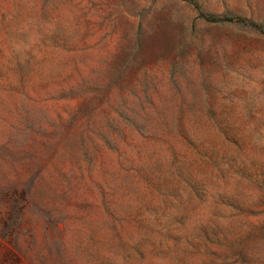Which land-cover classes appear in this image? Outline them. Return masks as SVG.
<instances>
[{"label":"rangeland","instance_id":"rangeland-1","mask_svg":"<svg viewBox=\"0 0 264 264\" xmlns=\"http://www.w3.org/2000/svg\"><path fill=\"white\" fill-rule=\"evenodd\" d=\"M264 0H0V264H264Z\"/></svg>","mask_w":264,"mask_h":264},{"label":"trees","instance_id":"trees-1","mask_svg":"<svg viewBox=\"0 0 264 264\" xmlns=\"http://www.w3.org/2000/svg\"><path fill=\"white\" fill-rule=\"evenodd\" d=\"M204 18L207 21L211 22H217V21H230V22H238V23H243L249 26H252L253 28L259 30L264 34V25L260 23H255L253 21H250L246 18L240 17V16H225L223 18L216 17V16H204Z\"/></svg>","mask_w":264,"mask_h":264}]
</instances>
